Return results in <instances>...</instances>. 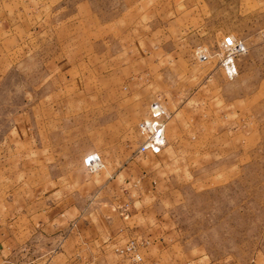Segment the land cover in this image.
<instances>
[{
	"label": "rangeland",
	"instance_id": "374dc122",
	"mask_svg": "<svg viewBox=\"0 0 264 264\" xmlns=\"http://www.w3.org/2000/svg\"><path fill=\"white\" fill-rule=\"evenodd\" d=\"M37 2L39 13L23 20L16 45L0 51L1 157L12 163L16 153L37 145L45 148L46 142L65 160L63 166L75 164L86 141L98 152L95 149L115 140L121 152L130 153L136 144L137 118L121 120L127 99L119 106L111 102V70L125 61L128 71L144 74L130 81L131 108L159 94L174 110L173 90L183 89L184 106L177 113L183 143L138 160L151 176L153 191L145 195L149 214L163 221L154 228L168 237L165 254L156 257L161 258L159 264H264V0ZM204 6L213 12L207 16V32L200 34L204 40L193 43L197 20L190 11H205ZM30 19L37 23L30 27ZM150 31L165 33L162 39L170 43L171 54L150 50L160 41L149 43ZM226 33L246 46L235 59L238 73L230 78L219 74L203 85L205 81L192 77L216 68L222 71L212 53L221 52L219 42ZM198 48L210 56L199 60ZM72 59L79 63L71 67L95 77L90 81L92 88L97 83L93 95H73L64 85L66 60ZM116 59L120 63H112ZM198 87L219 88L225 99L230 97V105L221 111L218 96L206 105L193 104L190 91ZM77 103L94 108L82 111L74 106ZM98 124L106 133L103 139L90 133ZM191 124L206 126L203 142L189 138ZM83 169L91 176L100 168ZM37 173L33 179L43 180L46 167L40 166ZM16 178L8 176L6 182Z\"/></svg>",
	"mask_w": 264,
	"mask_h": 264
},
{
	"label": "crops",
	"instance_id": "0c3cea01",
	"mask_svg": "<svg viewBox=\"0 0 264 264\" xmlns=\"http://www.w3.org/2000/svg\"><path fill=\"white\" fill-rule=\"evenodd\" d=\"M37 1L39 0H0V51H7L11 45H16L19 34L24 31L23 20L35 15L36 11V15L39 13L40 3ZM204 7L205 11L201 7L197 11H190L197 20L193 33L198 35H194L193 43L202 42L204 37L200 34L207 32V16L213 9ZM159 10H163V7L159 6ZM34 23H37V19H30L29 26ZM146 34L149 43L152 39L155 41L154 38L160 40L159 43L150 45V50L171 54L170 43L162 39L164 32L155 35L150 31ZM174 46L178 48L176 44ZM119 53L120 50L110 57ZM177 55L178 53L176 57ZM120 61L116 59L112 63L118 64ZM124 62L122 61L123 64ZM66 63L68 66L64 68L62 79L68 90L71 87L70 93L93 95L97 83H93L92 88L90 81L95 77L79 73L75 67L70 66L79 63L78 59L66 60ZM123 64L111 70L114 81L112 85H115L112 86L111 102L119 106L123 105L120 102L127 99L124 102L127 108L122 113L121 120L137 118L134 123L136 131V122L145 116L152 97L146 99L145 104L130 107L128 98L133 93L130 81L140 80L144 74L128 71V66ZM214 70L192 75V78L205 81L203 85H207V81L220 78L219 74L228 77L223 69ZM237 70L235 74L238 73ZM173 95L175 108L169 110L166 106L173 114L165 123V142L156 154L172 150L183 143L181 116L177 114L184 106L183 89L175 88ZM214 96L221 97L217 99L222 105L221 111H225V106H229L231 100L229 96L225 99V93H219V88H191L190 102H203L206 105L210 102V97ZM74 106L82 111L94 108L91 104L88 107L86 103ZM194 110L198 111V107ZM191 131L189 138H195L196 142L204 141L205 125L191 124ZM90 133L101 139L106 137L102 124L95 126ZM138 140L136 132V144L130 153L121 152L119 142L115 140L95 149L102 165L91 176L86 174L82 163L83 155L94 150L87 147V141L78 149L72 166H63L62 160H65L57 156L54 147L48 145L49 142H46L45 148L42 145L32 146L31 153L30 148L16 153V161L12 163L6 162L7 156L0 155V175L8 170L4 180H0V264H159L161 258H158L165 254V240L168 237L167 233L158 232L154 228L156 224H163L161 218L149 214V202L145 197L153 191L151 176L146 175L145 169H141L138 160L152 153H136ZM40 166L46 167V178L33 179L38 177ZM57 166L60 170L56 169ZM7 175L18 178L6 182ZM130 238L140 243L139 261H133L114 250ZM151 258H154L152 262Z\"/></svg>",
	"mask_w": 264,
	"mask_h": 264
},
{
	"label": "built area",
	"instance_id": "2783aa9c",
	"mask_svg": "<svg viewBox=\"0 0 264 264\" xmlns=\"http://www.w3.org/2000/svg\"><path fill=\"white\" fill-rule=\"evenodd\" d=\"M219 46L221 52H213L212 56L217 57V64L230 77L236 73V57L246 51V46L242 40L237 39L231 33L222 35ZM195 54L199 60H205L210 56V53L204 48H198ZM170 116L171 112L167 109L162 97L159 94L153 95L147 105L145 116L139 119L135 125L139 139L135 148L136 153L156 154L160 151L165 142V123ZM82 163L88 171H95L102 165L96 151H89L83 155ZM139 246L140 243L130 238L122 245L115 247L114 250L133 261H139L141 260Z\"/></svg>",
	"mask_w": 264,
	"mask_h": 264
}]
</instances>
